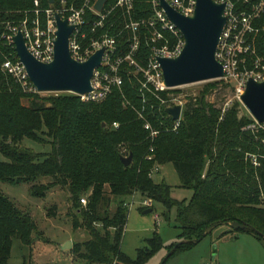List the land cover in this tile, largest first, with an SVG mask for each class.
Returning a JSON list of instances; mask_svg holds the SVG:
<instances>
[{
	"label": "trees",
	"instance_id": "16d2710c",
	"mask_svg": "<svg viewBox=\"0 0 264 264\" xmlns=\"http://www.w3.org/2000/svg\"><path fill=\"white\" fill-rule=\"evenodd\" d=\"M41 5H48V1L41 0ZM32 7L33 0H0V64L16 54L3 35L6 23L31 19ZM149 14L147 0H134L133 17ZM111 17L115 20L110 25ZM121 22V16L114 12L99 31L108 27L117 34ZM253 24L259 27L254 36L256 51L264 55V14ZM126 36L123 29L117 35L122 51L127 46ZM148 51L147 41L141 37L140 62ZM130 69L125 62L121 64L122 83L100 101H84L71 91L48 95L25 91L0 69V153L4 156L0 159V180L33 182L49 175L51 180L46 184L31 183V193L36 196L54 185L65 187L70 206L77 210L70 211L73 227H83L89 233V238L73 243L71 250L89 264H140L159 246V235L154 232L148 239L149 248L139 249L135 258L122 251L128 207L122 201L110 212V195L135 191L160 201L166 218L175 207L182 241L173 251L191 245L214 225L234 220L245 224L235 231L249 232L264 241V130L246 127L253 118L240 113L239 101L223 108L206 97L218 82L227 84L222 78L207 82L197 94L178 88L142 92ZM178 96L184 98L183 116L173 129V119L164 110L170 103L161 99ZM23 98L28 99L27 104ZM113 121L118 125L112 126ZM146 121L156 134L144 128ZM43 134L50 137L48 152L21 144L25 136L43 140ZM123 147L132 153L128 165L120 160ZM168 161L177 171L179 185L192 190L189 199L173 197L169 184L154 182L149 175L155 163ZM83 195L85 205L80 202ZM96 223L101 224V231ZM35 228L31 214L0 191V264L9 258L13 238L29 245Z\"/></svg>",
	"mask_w": 264,
	"mask_h": 264
},
{
	"label": "built area",
	"instance_id": "2783aa9c",
	"mask_svg": "<svg viewBox=\"0 0 264 264\" xmlns=\"http://www.w3.org/2000/svg\"><path fill=\"white\" fill-rule=\"evenodd\" d=\"M47 1L48 5L43 6L41 0H33L32 18L24 17L18 24L7 22L3 35L14 47L13 35L17 30H20L31 54L41 61H50L54 56V39L57 29L55 14L58 13L62 18H66L68 23L74 25L68 36L70 55L74 59L83 61L97 49L103 48L100 64L92 72L91 90L85 93H75L80 99L100 101L114 87H119L122 83L120 66L124 62L131 67L130 71L138 77L140 91L143 92L145 89L161 91L174 88L164 84L158 57L177 56L183 47L184 38L179 28L166 14L160 0H147L150 5V14L137 18L133 17L134 0H105L101 9L94 7L96 0ZM165 1L183 15L192 14L196 4V0ZM214 1L224 3L223 15L226 16L219 35L215 57L222 65L223 79L230 84L235 96L239 98L249 77L255 80L264 79V57L256 51L254 41L259 27H255L253 24L255 19L264 14V0ZM114 12L121 16L120 31L117 34L112 33L108 27L99 31L106 19ZM122 29L127 31L125 38L127 46L123 51L119 49L117 39V35ZM141 37L147 41L149 47L143 63L139 59ZM248 60H250V64H248ZM1 68L23 90L38 91L29 79L24 64L16 54L13 58L6 57L1 62ZM161 101L181 104L179 118L173 119V129H176L183 116L184 98L178 96L168 100L161 99ZM228 105L226 103L223 108ZM111 125L115 127L118 122L113 121ZM246 127L264 130V121H257L253 117V121ZM144 128L150 130L151 135L157 133V130L153 129L148 121L144 123ZM121 152L122 155L128 154L124 147L121 148ZM252 160L255 164L259 163L255 155L252 156ZM157 167L156 163L152 166L149 171L150 176ZM80 202L82 205L86 204L85 195L80 197ZM151 203V198L146 197L143 200L144 205ZM124 204L129 203L124 202ZM112 264H115V261ZM203 264L212 263L205 262Z\"/></svg>",
	"mask_w": 264,
	"mask_h": 264
},
{
	"label": "rangeland",
	"instance_id": "374dc122",
	"mask_svg": "<svg viewBox=\"0 0 264 264\" xmlns=\"http://www.w3.org/2000/svg\"><path fill=\"white\" fill-rule=\"evenodd\" d=\"M109 19L110 24L114 21ZM264 57V55H261ZM0 69L1 64H0ZM220 79V78H217ZM223 79V78H222ZM216 79L202 80L183 84L174 88L182 92L197 94L203 86ZM225 84L218 82L206 97L217 105H229L235 100L239 101L240 113L252 117L247 108L235 96L230 84L223 79ZM61 91H39L41 95L58 93ZM25 104L27 98H23ZM172 102V101H169ZM184 109V107H183ZM253 118V117H252ZM262 130V129H261ZM43 140L23 137L21 144L37 152L51 150L50 137L42 135ZM264 141V137L262 139ZM0 158L4 156L0 153ZM157 169L152 171L151 178L154 182H166L171 186V195L178 199H189L192 190L179 185L180 179L172 162L157 164ZM51 180L49 175L40 176L33 182H10L0 180V191L7 195L21 209L28 211L36 223L32 232L31 243L24 244L14 237L10 255L6 264H89L84 259L72 252L71 247H64L68 240L72 244L89 238L88 231L83 227L74 228L71 212L72 208L65 187L54 185L44 191V195L36 196L31 193V183L46 184ZM107 188V186H106ZM146 198L139 191L131 195H110L109 210L112 212L120 202H128L127 217L124 225L121 248L130 258H135L138 250L149 248L148 239L154 232L159 235V246L140 264H264V241L256 238L251 233L232 228L225 222L214 225L200 240L189 246H180L168 256V245L181 240L178 236L179 228L175 221V207L170 208L168 217L162 215L164 209L160 201L152 200L150 205H144ZM264 205V194L261 195ZM151 207L149 212H142L140 207ZM101 231V224L96 223ZM235 229V230H234Z\"/></svg>",
	"mask_w": 264,
	"mask_h": 264
},
{
	"label": "water",
	"instance_id": "95a60500",
	"mask_svg": "<svg viewBox=\"0 0 264 264\" xmlns=\"http://www.w3.org/2000/svg\"><path fill=\"white\" fill-rule=\"evenodd\" d=\"M104 1L96 0L94 7L101 9ZM160 4L184 38L183 47L177 56L158 57L164 84L168 87H177L196 81L223 78L224 71L215 57V51L226 20V16L223 15L224 3L214 0H196L194 10L189 15L176 11L165 0H160ZM55 18L57 29L52 60L45 62L34 57L27 49L20 30L13 35L14 51L24 64L29 79L38 91L85 93L92 88L90 79L93 69L100 64L103 48L97 49L83 61L74 59L70 55L68 46V36L74 25L68 23L67 19L62 18L58 13L55 14ZM239 99L257 121H264V79L255 80L249 77ZM164 110L172 119H178L181 104L166 105ZM102 124L104 125L105 122ZM120 160L124 165H128L132 160V153L121 155ZM151 210V207H145L142 212ZM229 224L232 228L245 227L244 223L237 220ZM203 235L194 238L193 241L200 240ZM181 241H177L169 249L167 256ZM70 246H72L71 240L63 244V248Z\"/></svg>",
	"mask_w": 264,
	"mask_h": 264
},
{
	"label": "crops",
	"instance_id": "0c3cea01",
	"mask_svg": "<svg viewBox=\"0 0 264 264\" xmlns=\"http://www.w3.org/2000/svg\"><path fill=\"white\" fill-rule=\"evenodd\" d=\"M1 159V158H0ZM156 164H160V163H156ZM152 175V174H151ZM14 202V201H13ZM16 205V204H15ZM17 206V205H16ZM144 209V208H143ZM226 223V222H225ZM227 224H229V223H227Z\"/></svg>",
	"mask_w": 264,
	"mask_h": 264
}]
</instances>
